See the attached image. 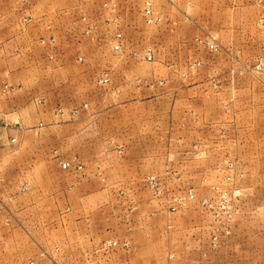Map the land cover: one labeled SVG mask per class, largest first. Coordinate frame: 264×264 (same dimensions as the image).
Listing matches in <instances>:
<instances>
[{
	"label": "rangeland",
	"instance_id": "rangeland-1",
	"mask_svg": "<svg viewBox=\"0 0 264 264\" xmlns=\"http://www.w3.org/2000/svg\"><path fill=\"white\" fill-rule=\"evenodd\" d=\"M146 1L161 18L160 24L147 26L144 23L142 11ZM165 1L29 0L28 8L34 15L40 9L38 5L43 4L48 6L46 10L54 19L59 17L57 24L50 20L51 28L48 29L52 30V35L62 37V33H66L76 40L74 47H61L63 40L55 47L50 46L42 57L47 68L84 65L89 48H95L99 54L96 59L87 56V72L82 73L83 79L75 85L71 94L63 88L58 74L50 73V93L56 97L50 99L48 106L55 120L42 122V128H56L69 123L80 111L79 105L103 110L107 106L104 102L110 98L130 100L138 97L141 105L137 111L143 114L161 113L166 139L159 167L144 175L132 188L118 183L111 188L117 195L123 196L120 193L128 192L135 197L97 201L99 205L108 203L113 209V237L101 241L94 252L110 255L120 251L130 257L156 255L163 264L175 259L170 256L190 259L195 253L193 257L198 264L211 259L215 264L218 261H222L219 264H228L232 261L228 257L234 254V250L227 244L233 241V245L235 241L240 247L236 251L241 253L237 255L240 257L238 261L264 264V2L256 0V3L252 2V5L242 9L240 24L236 25L237 33L241 34L239 42L227 38L228 43H232L223 46L217 36L206 34L194 39L193 56L171 57L159 55L155 42L154 29L164 24V15L170 12ZM196 2V8L190 5L181 16L207 17L213 21V16L225 14L220 8L208 7L206 0ZM105 3H113L115 8L104 7ZM82 18L86 20L83 22ZM87 27L93 28L91 36L84 33ZM117 32L122 35V49L114 53L111 42ZM55 38L58 36L55 35ZM209 43H214L216 48L210 49ZM148 50L153 54L152 62L143 59ZM78 57L83 60L79 62ZM171 59L174 63L169 65ZM227 65L225 73L214 71ZM103 71H108L110 76L109 86L104 88L96 84L97 76ZM199 76L208 80L203 95L205 100L198 105L187 104L184 101L185 92L191 88L187 83ZM7 86L12 90L0 94L16 92L15 87ZM74 109L78 112L71 115ZM195 109L211 116L205 126L196 118ZM174 110L179 115H185L182 121L174 123L171 120ZM198 122L202 130L206 126L209 127L207 130L211 129V138L208 139L212 142L211 151L205 152L206 144L199 139L194 143L191 142L193 139L190 141L188 127ZM50 136L51 144L56 146L54 139L57 136ZM194 145L198 147L193 149ZM50 156L58 162L77 157L84 165L78 155L65 153L62 149L54 148ZM226 160L236 161L244 172L243 179L235 181L236 187L241 190L238 197H233V185L225 181L226 176L233 175L224 166ZM101 162L108 163L105 159ZM95 176L105 179L99 170ZM148 176L158 180V196L153 195L147 186L145 180ZM27 186V183L20 186L19 193H25ZM24 187L26 189L22 190ZM189 191L194 199L179 208L176 199L186 197ZM222 194L229 199L230 230L227 235L216 232L219 244L214 249L210 243L213 229L223 227L227 219V215L219 210ZM74 202L76 199L66 198V211L74 206ZM50 203L59 207L57 201ZM83 206L93 208L95 200H85ZM169 206L177 207L176 212H169ZM58 216L37 214L30 217L31 225L35 227L29 233L16 230L17 225L14 224L17 221L13 217L0 216V264H68L61 263L57 256L51 259L48 256L58 251ZM237 222L239 227L236 228ZM107 241H126L129 248L104 249L103 244Z\"/></svg>",
	"mask_w": 264,
	"mask_h": 264
},
{
	"label": "crops",
	"instance_id": "crops-1",
	"mask_svg": "<svg viewBox=\"0 0 264 264\" xmlns=\"http://www.w3.org/2000/svg\"><path fill=\"white\" fill-rule=\"evenodd\" d=\"M206 2L208 7L220 8L225 14L221 17L213 16V21L207 17L186 18L181 16V13L190 5L196 8V0L165 1L170 12L168 14L164 11V24L154 29L159 55L193 56L194 39L206 34L217 36L219 44L223 46L232 43H228V39L235 43L240 41L241 34L237 33L239 30L236 25L240 24L242 9L252 5V2L256 3V0ZM28 5L29 0L26 3L18 0H0V89L5 84L17 89L14 93L0 94V216L13 217L17 221L14 224L17 225L16 230L22 229L21 231L29 233L35 227L31 225L30 217L37 214L59 215L57 227L60 236L56 247L58 251H53L55 255L48 256L49 259L57 256L61 263L163 264L156 255L130 257L120 251L110 255L94 252L101 241L113 237V209L110 204L99 205L97 201L115 197H135L128 192L120 193L123 196L117 195L111 188L115 183L127 184L132 188L144 175L159 167L160 153L166 139L162 131L161 113L153 111L143 114L142 111H137L141 105L138 97L129 98L130 100L110 98L104 102L107 106L103 110L94 109L90 105V110H86L79 105L80 111L69 123L56 128H42V122L55 120L48 106L50 99L56 97L50 93V73H57L63 82V88L71 94L75 85L80 84L83 79L82 73L87 72V56L96 59L99 54L95 52V48H89L85 54L87 56L84 65L75 68L66 65L47 68L42 57L50 50V46L55 47L63 40L64 45L61 47H74L76 40L66 33H62V37L55 34L58 38L52 35V30L48 29L50 20L53 19L54 24H57L59 17L54 19L51 12L46 10L48 6L39 4L40 9H37L34 15ZM50 38L54 39V45L48 43ZM41 39L47 42L41 44ZM169 63L171 65L174 62L171 59ZM227 68L228 65L214 71L225 73ZM207 81L200 76L192 78V81L187 83L191 88L185 92V103L198 105L204 102ZM118 108L121 110L116 111ZM194 113L198 121L203 122V126L208 118H211L196 109ZM171 116V120L177 123L182 121L185 115H179L174 110ZM189 128L190 141L193 139L191 142L194 143L199 139L206 144L204 151H211V129L207 130L209 127L206 126V129L202 130L199 122L191 123ZM50 135L57 136L54 139L56 146L51 144ZM12 140L14 142H11ZM117 146L123 148L121 155L117 154ZM54 148L78 155L84 164L83 170L79 171L78 175L63 170L60 163L50 156ZM102 159L108 163L103 164ZM98 170L105 179L95 176ZM26 183L27 191L19 193L20 186ZM66 198L76 199L74 206L67 211ZM85 200H95V207H84ZM51 201H57L59 207L51 206ZM238 224L237 222L236 228L239 227ZM232 242L227 245L234 250V254L228 257L232 260L231 263H227L248 264L242 260L238 261L240 257L237 255L241 253L236 250L239 245L235 241L232 245ZM193 256L190 259L170 256L175 259L169 261V264H198ZM212 262L211 259L203 261L202 264H215ZM220 262L222 261H218V264Z\"/></svg>",
	"mask_w": 264,
	"mask_h": 264
},
{
	"label": "built area",
	"instance_id": "built-area-1",
	"mask_svg": "<svg viewBox=\"0 0 264 264\" xmlns=\"http://www.w3.org/2000/svg\"><path fill=\"white\" fill-rule=\"evenodd\" d=\"M104 7H107L108 9H114L115 8L113 3H105ZM142 15L144 18V23L147 26L158 25L161 22V18L158 17V15L155 13V11L152 8L151 3L149 1L145 2L144 7H143V11H142ZM85 20H86L85 18H82L83 22ZM92 30H93L92 27H87L84 30L85 35L91 36L93 33ZM121 40H122L121 33H118V32L115 33L113 40H112V44H111V48L114 52H119L122 49ZM46 42L47 41L44 39L40 40L41 44H45ZM48 43L53 44L54 39L50 38L48 40ZM208 46L210 49L216 48V45L214 43H209ZM143 59L146 62H152L153 54L148 50L144 53ZM77 60L79 62H81L83 59L81 57H78ZM109 83H110V76H109L108 71L101 72L96 78V84L99 87H102V88L107 87V86H109ZM9 90H12V89H9V87L7 85H5L2 87L0 92L6 93ZM81 108L86 109L87 105L83 104ZM59 112H61V111L59 110ZM77 112L78 111L74 109L71 111V115H76ZM197 147H198L197 145H194L193 149H196ZM116 151L118 154H121L123 151V148L121 146H117ZM59 163H60V167L63 170H67V171L73 170L75 172H79L83 169V166L81 163H79L77 157H73L72 160H70V161H60ZM224 166L228 171H231L233 173V175H231V176H229V175L226 176L225 181L227 183L233 185V194H232L233 197H238V196H240L241 190L238 187H236L235 181L243 179L244 172H243L242 168L238 165V163L236 161H233V160H226L224 163ZM145 181H146L147 186L152 191L153 195L158 196L160 192H159V188H158L159 183H158V180L156 179V177L148 176V177H146ZM25 189H26L25 187L22 188V190H25ZM193 199H194V195L191 193V191H189L186 197H180V198L176 199V201H177V205L179 206V208H182V207H185L186 201L193 200ZM228 209H229V199L225 194H222V195H220L219 210L223 214L227 215V219L225 220V223H223V227L213 229V233L211 235L210 243H211V247L214 249L217 248L218 244H219L218 235L216 234V232L217 233H224L225 235L229 234V230H230L229 229V223H230L231 219H230ZM176 210H177V207H174V206L168 207L169 212H176ZM103 248L104 249L121 248L123 250H127L129 248V243L126 241H123L121 243H119L117 241H107L103 244ZM29 264H34V263L30 262Z\"/></svg>",
	"mask_w": 264,
	"mask_h": 264
}]
</instances>
